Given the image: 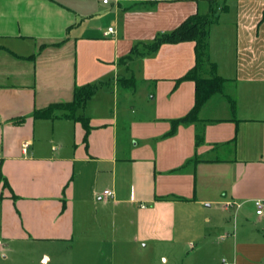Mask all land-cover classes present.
<instances>
[{
    "label": "crops",
    "instance_id": "1",
    "mask_svg": "<svg viewBox=\"0 0 264 264\" xmlns=\"http://www.w3.org/2000/svg\"><path fill=\"white\" fill-rule=\"evenodd\" d=\"M212 1L224 90L170 134L195 104L178 81L195 44L146 46ZM92 83L87 141L35 117ZM0 154V264H264V0H0Z\"/></svg>",
    "mask_w": 264,
    "mask_h": 264
},
{
    "label": "trees",
    "instance_id": "2",
    "mask_svg": "<svg viewBox=\"0 0 264 264\" xmlns=\"http://www.w3.org/2000/svg\"><path fill=\"white\" fill-rule=\"evenodd\" d=\"M214 6L211 7L208 15L195 14L188 17L178 27L168 33L158 34L154 40L146 46L151 51H157L164 44H177L181 42H193L195 44L196 62L178 81L192 80L195 82V104L192 110L182 118L172 121L173 134L180 124L194 123L199 121V113L203 105L215 94L222 93L226 80L216 74L215 64L209 62L208 58V34L212 24L218 19V14L225 9V6H219L216 1H212ZM210 65L214 69V74L209 78H203L199 75L202 67ZM120 85L126 89L134 88L136 81L134 78L121 79ZM101 83L87 84L81 87H76L73 100L69 103L54 104L48 108L38 110L34 113L37 118H54L62 116L69 119H74L82 123L87 136L91 130L90 119L84 114H80L89 100H91L100 90ZM58 111H60L58 113ZM203 135L197 134L196 145L203 142Z\"/></svg>",
    "mask_w": 264,
    "mask_h": 264
},
{
    "label": "rangeland",
    "instance_id": "3",
    "mask_svg": "<svg viewBox=\"0 0 264 264\" xmlns=\"http://www.w3.org/2000/svg\"><path fill=\"white\" fill-rule=\"evenodd\" d=\"M121 82L119 81V84H120ZM137 99V98H136ZM135 99V101H136V103L138 104L139 103V101H138V99L136 100ZM123 102L121 103V105L123 106ZM120 105V106H121ZM134 105V104H133ZM135 106V105H134ZM30 252V250H28V251H26V254L27 253H29ZM60 256V255H59ZM57 257V256H55V254H54V256H53V260H52V262L51 263H46V264H59L60 262H58V260H61L62 262H64L67 258H68V255H65V256H63V255H61L60 257ZM33 260H35L36 262L35 263H33ZM26 264V263H25ZM28 264H45V263H41V261H40V259L38 258V259H36L35 257H33V256H30V254H28Z\"/></svg>",
    "mask_w": 264,
    "mask_h": 264
},
{
    "label": "built area",
    "instance_id": "4",
    "mask_svg": "<svg viewBox=\"0 0 264 264\" xmlns=\"http://www.w3.org/2000/svg\"><path fill=\"white\" fill-rule=\"evenodd\" d=\"M108 0H104V3H107ZM113 28H109L108 32H112ZM1 157V154H0ZM104 195L112 197L113 196V192L111 190H105L104 191ZM254 206L256 208V213L257 215H263L264 214V199H257L254 201Z\"/></svg>",
    "mask_w": 264,
    "mask_h": 264
}]
</instances>
